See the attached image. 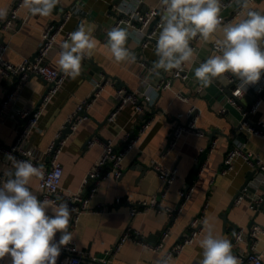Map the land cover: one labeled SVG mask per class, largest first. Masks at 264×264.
Here are the masks:
<instances>
[{
    "label": "crops",
    "instance_id": "obj_1",
    "mask_svg": "<svg viewBox=\"0 0 264 264\" xmlns=\"http://www.w3.org/2000/svg\"><path fill=\"white\" fill-rule=\"evenodd\" d=\"M158 1H145L141 10H148ZM12 2L0 0V7H7L9 13ZM120 2L121 0H60L49 17L29 16L24 24L16 22L13 30L5 32L1 37L9 46L6 59L13 64H20L26 58H34L41 45L43 32L51 24L60 22L73 6L80 5L85 15L71 18L65 25L59 42H63L67 33L75 31L81 22L95 26L94 36L100 42L98 47L90 58L82 61L81 75L75 80L67 78L64 86L47 104L40 118L39 128L32 135L30 143L35 154L48 164L50 161L46 152L57 142L59 135L64 133L77 105L90 97L97 83L107 82L100 97L89 110L88 119L77 131L65 138L67 140L61 154L64 193L87 195L90 189L88 175L96 166L107 142L114 141L115 151L120 152L125 147L123 138L127 133L136 135L146 119L152 121L150 129L138 145L125 156L121 179L110 178L99 186L92 205H102L108 211L103 214L84 213L76 221L72 213L68 231L73 233V241L83 254L82 264H154L156 258L164 255L153 249L159 243L162 233L172 227L168 248L179 242L190 222L199 215L207 202L210 204L208 222L215 233L231 241L233 254L250 253L249 238L240 245L236 244L231 228L237 226L248 231L253 220L264 228V211L254 214L249 209L253 196L264 193V177L261 178L257 172L249 182L250 173L256 171L243 158H238L233 170L227 174L219 173L227 153L238 144H245L246 151L253 152L264 161V138L240 129L243 113L250 107L253 96H246L239 100V106H234L230 103L231 96L226 92L227 79L218 80L207 88L201 87L194 70L212 55L211 41L201 46L196 62L190 66L187 85L182 81H175L158 94L157 86L162 80L171 77L173 71L168 73L160 70L158 74L152 71L153 62L158 59L154 46L142 50L132 37L129 38V47L136 60L121 63L115 62L104 46L107 32L118 18L115 6ZM258 10L264 12V4H260ZM27 13L23 9L21 15L24 17ZM59 51L60 47H57L47 59L48 65L55 70H60L56 64V54ZM14 82V79L6 78L0 73V99L5 98L12 90ZM48 88L49 83L37 76L26 83L17 100L0 116L1 142L5 145L14 144L24 124L19 112L35 109ZM121 89L155 96L156 104L151 112L144 114L137 112L132 104H127L114 121H109L111 113L119 104L118 92ZM223 110L225 112H221ZM195 119L203 136L185 135L173 146L170 139L177 127L188 126ZM250 121L255 124L264 122V105L256 115L250 116ZM93 136L96 142L90 146L89 140ZM213 141L218 143L211 152ZM0 159H5V156L0 154ZM197 166L205 167V172L200 175L199 171L195 179ZM156 167L169 170L177 168L179 171L165 198L159 195L163 183ZM247 182L249 190L245 201L240 204L236 201L230 209ZM191 183V186L196 187V193L179 215L171 216L156 207L131 217L132 208L142 202H150L154 196H159V202L164 207L179 208L180 192ZM38 184L39 180L34 179L30 188L39 198ZM225 214L229 222L227 226ZM128 227L140 233L144 244L129 241L114 253L113 249ZM60 235L56 234V241ZM256 251L264 259V236ZM202 258L198 242L188 246L171 264H199ZM5 262L11 264L10 259L6 258Z\"/></svg>",
    "mask_w": 264,
    "mask_h": 264
},
{
    "label": "built area",
    "instance_id": "obj_2",
    "mask_svg": "<svg viewBox=\"0 0 264 264\" xmlns=\"http://www.w3.org/2000/svg\"><path fill=\"white\" fill-rule=\"evenodd\" d=\"M12 6L7 18L0 20V73L10 79H14V86L10 90L5 98L0 99V116L4 111L17 100L20 92L26 83L34 76L40 77L49 83V88L46 94L43 96L39 105L35 109H26L19 112L20 117L24 120V124L21 127L16 141L12 145H5L0 141V154L5 156V159H0V184H2L7 177L4 173L11 167V161L8 159V154H12L19 160H30L36 166H43L45 170L44 180H39L38 193L41 201L45 199L55 200L57 203L60 201H66L69 207L74 209L73 215L75 221L84 213L103 214L108 210L102 206H93L92 201L95 198L99 186L107 179L114 178L116 180L121 179L123 176L124 166L123 160L125 156L134 149L142 137L148 132L152 125V121L146 119L138 129V133L133 135L127 133L123 140L125 147L122 151H115V142L109 141L104 147V151L98 160L94 169L88 175V183H90V189L87 195L81 194H66L62 190V180L64 175V168L61 163V154L63 147L66 144L67 139H63L57 145V142L62 138L63 133L58 137L55 142L46 152L49 157V163H45L43 159L35 154V151L31 148L32 135L39 128L40 118L51 99L59 92L64 86L67 77L63 75L60 70L51 68L47 59L51 52L57 47H60L62 42H59L65 25L71 20L73 16H84L85 13L80 5L73 6L64 15L60 22L51 24L44 32L41 45L36 53L34 59L26 58L20 64H13L6 59L9 46L2 41V34L13 30L16 22H22L23 24L31 16L26 14L24 17L21 15L23 8L21 7L22 0H12ZM147 0H121L119 4L115 6L118 14V18L114 24L115 26L127 27L130 33L129 38H133L142 50L154 46L156 48V38L160 32L161 17L159 14V1L151 6L148 10H141V5ZM260 4H264V0H254L249 4L250 8L258 10ZM241 11V6L237 3V0H222L221 17L224 23L232 22L237 18L238 13ZM137 30H140L142 38H137ZM73 32V31H72ZM67 33L65 40L68 37ZM204 42L200 41L199 37L195 38L191 45L197 54L200 53L201 46ZM214 42L211 41V49L213 51ZM190 67H186L183 72L173 70L171 77L162 80L157 86V93L162 92L169 88L173 82L182 81L187 85L190 79ZM228 81V88L233 87L232 96L230 97V103L234 106H239V100L245 98L248 95L253 96V101L250 107L244 111L243 120L240 125L241 130H246L253 135L264 138V122L252 123L250 116L256 115L261 107L264 105V75L256 83L247 86L246 90L241 95L236 94V89L239 86V81L231 74H225ZM18 78V79H16ZM232 81L229 83V81ZM97 83L95 85L94 92L89 98L81 101L76 108L74 115L68 120L67 124L71 125L72 132L77 131L80 126L88 119V112L98 100L101 93L104 90L105 84ZM201 91V90H200ZM182 99H185L183 95L179 94ZM119 104L111 113L109 121H114L123 107L127 104L135 106L137 112L146 113L151 112L156 104V97L142 93L139 91H128L121 89L118 92ZM221 112H225L224 110ZM185 135L203 136L197 128V120H193L188 126H178L175 132V139L173 146L177 144ZM96 140H92L89 145L93 146ZM218 141H213L211 146V152L217 146ZM238 158H243L245 162L252 168V170L262 173L264 175V161L253 152L246 151L245 144H238L234 146L227 153L224 166L221 169L219 175H225L233 170L234 163ZM159 178L163 183V189L159 193L160 197L165 198L170 191L171 186L175 183L178 177V169H165L156 167ZM59 172V176H54V173ZM205 172V167L200 169V175ZM213 183V182H212ZM248 189H244L241 195L238 197L237 204L242 203L246 199ZM196 193V187L191 186L188 189H184L180 192L181 204L179 208L164 207L159 202V196H154L150 202H142L138 206L134 207L130 211L132 218L142 213V211L150 208H161L171 216H177L186 207V205L193 199ZM264 205V193L255 194L250 200L249 209L254 214L259 213L261 207ZM210 204L205 203L199 215L196 216L184 234L183 238L175 243L170 248L167 247L169 239L172 236V227L167 228L161 236L159 243L153 247L156 252H163L172 256V262L178 258L188 246H192L199 242L203 234V221H208V212ZM264 236V228L259 225L253 226L251 230L239 229L235 243L240 245L248 238L252 239L250 243V253L247 254H233L236 256L240 264H264L263 255L256 251V248L261 241V237ZM137 242L138 244H144L138 231H134L132 227H128L123 236L120 238L118 244L113 249V252H118L121 247L129 242ZM83 254L78 250L76 243L72 240L68 245L61 247V254L58 257L57 264H82ZM171 262V263H172ZM0 264H7L4 261H0Z\"/></svg>",
    "mask_w": 264,
    "mask_h": 264
},
{
    "label": "clouds",
    "instance_id": "obj_3",
    "mask_svg": "<svg viewBox=\"0 0 264 264\" xmlns=\"http://www.w3.org/2000/svg\"><path fill=\"white\" fill-rule=\"evenodd\" d=\"M253 2L237 0L241 11L234 21L224 23L222 0H159L161 30L156 38L158 59L152 71L183 72L193 65L197 54L190 45L199 37L204 43L214 42L212 55L194 70L201 87L207 88L231 74L239 81L236 94L241 95L264 75V12L250 8ZM59 3L60 0H22L21 7L31 16L49 17ZM7 15V7H0V20ZM94 29V25L81 22L61 43L56 64L65 77H79L82 61L98 47ZM129 36L127 27L115 26L107 32L104 46L117 63L136 60ZM137 38H142L140 30ZM7 156L11 167L4 173L7 179L0 184V261L7 258L11 264H57L61 247L73 240L68 228L75 210L66 201H41L31 190L34 179L44 180L43 166L12 154ZM54 176L58 177L59 172ZM57 233L61 234L58 241ZM199 247L203 256L199 264H240L232 254L231 241L217 235L207 220L203 221ZM172 259L164 254L154 264H171Z\"/></svg>",
    "mask_w": 264,
    "mask_h": 264
},
{
    "label": "water",
    "instance_id": "obj_4",
    "mask_svg": "<svg viewBox=\"0 0 264 264\" xmlns=\"http://www.w3.org/2000/svg\"><path fill=\"white\" fill-rule=\"evenodd\" d=\"M35 57H36V55L34 56V58H35ZM34 58H33V59H34ZM16 79H18V78H16ZM233 89H234L233 87H229V88L226 89V92H227L230 96H232V90H233ZM175 132H176V130L173 132V135H172V137H171V139H170L172 143L174 142V139H175ZM71 133H72L71 125H70V124H67V125H66V128H65V130H64L63 136H62V138L57 142V145H59V142H60L61 140L65 139V138L67 137V135H69V134H71ZM93 139H94V136H93L92 138H90L89 142H91ZM200 169H201V167H200V166H197V168H196V171H197L196 173H197V174L195 175V179H197V177H198V173H199ZM256 173H257V172H252V173H250L249 182H250L251 180L254 179V176H255ZM259 174H260V177H261V178L264 177V175H263L262 173H259ZM191 182H192V181H191ZM249 182H247V183L245 184L243 190L248 188V186H249ZM191 185H192V183L189 184V185L187 186L186 189L190 188ZM243 190H242V191H243ZM248 190H249V188H248ZM252 193H253V192H252ZM240 195H241V193H240V194L237 196V198L234 200V202L232 203L230 209H232L234 203L236 202V200L238 199V197H239ZM260 210H261V211H264V205L261 207ZM224 221H225V224H226V226H227V224H228L229 222H228V220H227V215H226V214L224 215ZM255 225H257V224H256V221L253 220V222H252L251 225L249 226V230H251V229L253 228V226H255ZM231 229H232V232H233V241L235 242L236 237H237V233H238V231H239V228H238L237 226H233ZM249 241L252 242V239L249 238Z\"/></svg>",
    "mask_w": 264,
    "mask_h": 264
}]
</instances>
